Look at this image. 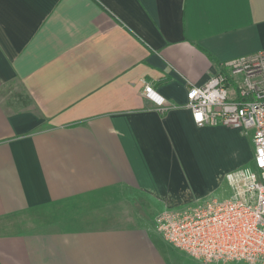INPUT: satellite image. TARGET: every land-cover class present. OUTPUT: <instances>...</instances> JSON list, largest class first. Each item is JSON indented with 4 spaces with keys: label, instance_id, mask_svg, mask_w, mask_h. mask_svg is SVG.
I'll list each match as a JSON object with an SVG mask.
<instances>
[{
    "label": "crops",
    "instance_id": "obj_1",
    "mask_svg": "<svg viewBox=\"0 0 264 264\" xmlns=\"http://www.w3.org/2000/svg\"><path fill=\"white\" fill-rule=\"evenodd\" d=\"M261 50L264 0H0V264H204L154 219L223 199L251 141L197 127L186 93Z\"/></svg>",
    "mask_w": 264,
    "mask_h": 264
},
{
    "label": "built area",
    "instance_id": "obj_2",
    "mask_svg": "<svg viewBox=\"0 0 264 264\" xmlns=\"http://www.w3.org/2000/svg\"><path fill=\"white\" fill-rule=\"evenodd\" d=\"M146 98L164 100L142 81ZM186 108L197 127L224 126L250 136L252 167L229 173L228 199L164 210L155 230L171 246L204 264H264V50L227 61L206 84L190 87Z\"/></svg>",
    "mask_w": 264,
    "mask_h": 264
},
{
    "label": "rangeland",
    "instance_id": "obj_3",
    "mask_svg": "<svg viewBox=\"0 0 264 264\" xmlns=\"http://www.w3.org/2000/svg\"><path fill=\"white\" fill-rule=\"evenodd\" d=\"M241 135L244 136V138L246 136H248L249 139H250V136H251V135H248V134H244V132ZM209 149L211 151H210V158L208 160V163L211 165V167L213 166L216 169H218L220 167L221 170L223 169V174H224V172L226 170H228V171H226L225 173L230 172L231 169L234 168V163H235L234 157L236 155H239V152L237 151L236 153H233L234 151L232 150V145L230 146V144L222 143L220 141H218V142L215 141V143L210 142V143L207 144L205 152H208ZM248 150H249V154L246 155V156H248V159H247L246 165H244L246 168L252 167V155H253V153H252V146H251L249 141H248ZM199 162L203 163L205 161L203 159H200ZM234 172L235 171H232L230 173H234ZM220 188H222V189H220L219 193H216V194H218L219 196L222 195L223 199L230 198L231 191H230V188L227 185L226 179H225L224 184ZM214 198L218 199L215 196H214ZM200 202H202V201H200ZM196 205H198V203H197V201H195L193 199L192 201L186 203L182 207H180L178 209H175V210H181V209H184V208H186L188 206L190 207V206H196Z\"/></svg>",
    "mask_w": 264,
    "mask_h": 264
},
{
    "label": "trees",
    "instance_id": "obj_4",
    "mask_svg": "<svg viewBox=\"0 0 264 264\" xmlns=\"http://www.w3.org/2000/svg\"><path fill=\"white\" fill-rule=\"evenodd\" d=\"M209 56V55H208ZM211 58V56H209Z\"/></svg>",
    "mask_w": 264,
    "mask_h": 264
}]
</instances>
